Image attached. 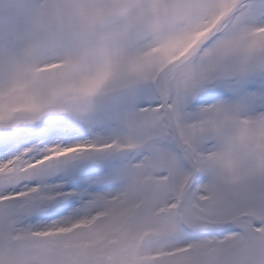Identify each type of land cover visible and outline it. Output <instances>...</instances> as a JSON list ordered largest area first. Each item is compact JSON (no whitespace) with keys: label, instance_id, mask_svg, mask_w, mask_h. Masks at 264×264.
Masks as SVG:
<instances>
[{"label":"snow or ice","instance_id":"1","mask_svg":"<svg viewBox=\"0 0 264 264\" xmlns=\"http://www.w3.org/2000/svg\"><path fill=\"white\" fill-rule=\"evenodd\" d=\"M0 264H264V0H0Z\"/></svg>","mask_w":264,"mask_h":264}]
</instances>
